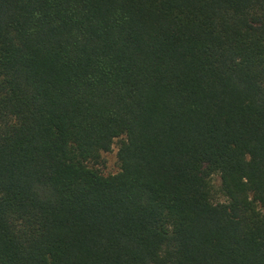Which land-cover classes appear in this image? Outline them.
<instances>
[{"label":"trees","instance_id":"1","mask_svg":"<svg viewBox=\"0 0 264 264\" xmlns=\"http://www.w3.org/2000/svg\"><path fill=\"white\" fill-rule=\"evenodd\" d=\"M0 264H264V0H0Z\"/></svg>","mask_w":264,"mask_h":264},{"label":"rangeland","instance_id":"2","mask_svg":"<svg viewBox=\"0 0 264 264\" xmlns=\"http://www.w3.org/2000/svg\"><path fill=\"white\" fill-rule=\"evenodd\" d=\"M119 141H115L111 150L107 153H102L99 163L95 166L97 170L104 176L114 175L119 172V162L117 159ZM213 186L216 190L214 197L215 202H224L225 199L219 194L218 188L220 185L218 176L212 178Z\"/></svg>","mask_w":264,"mask_h":264}]
</instances>
